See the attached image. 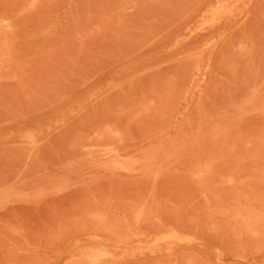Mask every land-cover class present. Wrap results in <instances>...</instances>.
Returning a JSON list of instances; mask_svg holds the SVG:
<instances>
[{"label": "rangeland", "instance_id": "374dc122", "mask_svg": "<svg viewBox=\"0 0 264 264\" xmlns=\"http://www.w3.org/2000/svg\"><path fill=\"white\" fill-rule=\"evenodd\" d=\"M0 264H264V0H0Z\"/></svg>", "mask_w": 264, "mask_h": 264}, {"label": "bare ground", "instance_id": "6f19581e", "mask_svg": "<svg viewBox=\"0 0 264 264\" xmlns=\"http://www.w3.org/2000/svg\"><path fill=\"white\" fill-rule=\"evenodd\" d=\"M124 168V167H123ZM127 169V168H126ZM176 238V233H172L171 235H169L167 237V242H171L173 239ZM83 252H85V249L83 248L82 250ZM86 255H88V257H93L94 259L93 260H99L97 257L99 256V254H97V251H94V250H89V249H86ZM101 255H106V254H101Z\"/></svg>", "mask_w": 264, "mask_h": 264}]
</instances>
